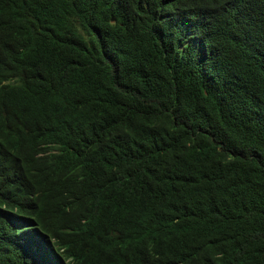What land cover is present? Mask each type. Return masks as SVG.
<instances>
[{
    "label": "trees",
    "instance_id": "1",
    "mask_svg": "<svg viewBox=\"0 0 264 264\" xmlns=\"http://www.w3.org/2000/svg\"><path fill=\"white\" fill-rule=\"evenodd\" d=\"M0 264H264V0H0Z\"/></svg>",
    "mask_w": 264,
    "mask_h": 264
}]
</instances>
